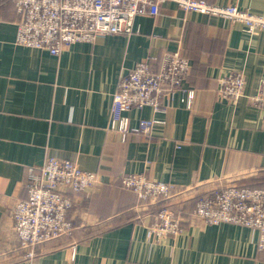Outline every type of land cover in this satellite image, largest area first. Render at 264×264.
Listing matches in <instances>:
<instances>
[{
  "label": "crops",
  "instance_id": "obj_1",
  "mask_svg": "<svg viewBox=\"0 0 264 264\" xmlns=\"http://www.w3.org/2000/svg\"><path fill=\"white\" fill-rule=\"evenodd\" d=\"M205 1L264 14V0ZM20 19L15 0H0V264H264L256 229L191 214L224 186L264 187V107L251 100L264 78V29L248 32L168 0L157 15L136 16L131 33L53 55L15 42ZM179 48L190 64L183 86L194 90L191 105L176 91L161 96L159 111L131 109L135 128L144 119L160 123L122 139L109 129L120 78L140 60L155 57L157 67ZM234 71L245 75V95L231 103L220 98L219 79ZM47 157L73 160L101 183L74 194L73 232L39 245L28 260L12 210L27 196L30 168ZM128 173L169 185L164 201L181 217L180 234L147 237L154 211L117 181Z\"/></svg>",
  "mask_w": 264,
  "mask_h": 264
},
{
  "label": "built area",
  "instance_id": "obj_2",
  "mask_svg": "<svg viewBox=\"0 0 264 264\" xmlns=\"http://www.w3.org/2000/svg\"><path fill=\"white\" fill-rule=\"evenodd\" d=\"M168 0H15L21 15L17 24L15 42L26 47L46 49L59 55L76 42H92L112 33H131L138 15H157ZM186 11L221 16L230 22H241L248 32L264 29V14H256L236 5L218 6L205 0H174ZM155 57L140 60L136 67L123 75L113 95L109 129L122 139L139 130L150 133L160 123L144 119L133 127L127 112L144 106L160 110L161 96L173 99L181 91L188 106L194 90L183 86L190 64L181 49L166 53L157 67ZM245 75L242 71L228 73L219 79V96L231 103L245 95ZM168 85V88H165ZM256 106L264 107V78L259 91L251 96ZM122 187L134 191L148 205L170 197V187L153 181L143 174L128 173L120 177ZM114 182V180L112 181ZM101 183L97 172L82 169L75 161L47 157L28 175L27 196L12 210L24 259H33L39 245L64 235H70L75 226L68 218L74 204L68 191L76 193L94 190ZM192 214L211 224L233 223L254 228L259 232L258 249L264 251V187L231 185L211 192L195 204ZM183 230L182 220L172 209L161 207L151 215L147 237L162 240L176 236Z\"/></svg>",
  "mask_w": 264,
  "mask_h": 264
},
{
  "label": "trees",
  "instance_id": "obj_3",
  "mask_svg": "<svg viewBox=\"0 0 264 264\" xmlns=\"http://www.w3.org/2000/svg\"><path fill=\"white\" fill-rule=\"evenodd\" d=\"M231 185H233V184H231ZM231 185H228V186H231ZM228 186H224V187H228ZM235 186H238V187H243L244 185H235ZM86 192V191H85ZM170 192H171V189H170ZM80 193H84V192H79L78 194H80ZM74 194H77L76 192H73V191H68V193H67V196H70V197H72L73 199H74ZM196 204V203H195ZM73 207V206H72ZM161 207H168V208H172L171 207V205L170 204H168V201H161V202H159L158 204H157V208L156 209H158V208H161ZM195 207V205L193 206V207H191V214H192V210H193V208ZM72 209V208H71ZM70 212V211H69ZM68 215H69V213H68Z\"/></svg>",
  "mask_w": 264,
  "mask_h": 264
},
{
  "label": "rangeland",
  "instance_id": "obj_4",
  "mask_svg": "<svg viewBox=\"0 0 264 264\" xmlns=\"http://www.w3.org/2000/svg\"><path fill=\"white\" fill-rule=\"evenodd\" d=\"M159 203V202H158ZM157 203V204H158ZM157 204H153V205H148V204H146V202H143V204H141L142 206H145V207H147V210L149 211H155L156 210V208H157Z\"/></svg>",
  "mask_w": 264,
  "mask_h": 264
}]
</instances>
